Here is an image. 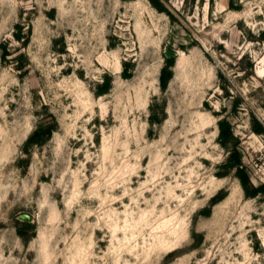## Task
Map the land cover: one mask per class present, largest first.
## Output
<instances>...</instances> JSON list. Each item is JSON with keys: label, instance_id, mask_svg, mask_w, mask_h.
Here are the masks:
<instances>
[{"label": "rangeland", "instance_id": "374dc122", "mask_svg": "<svg viewBox=\"0 0 264 264\" xmlns=\"http://www.w3.org/2000/svg\"><path fill=\"white\" fill-rule=\"evenodd\" d=\"M160 1L0 0V264H264V0Z\"/></svg>", "mask_w": 264, "mask_h": 264}, {"label": "trees", "instance_id": "16d2710c", "mask_svg": "<svg viewBox=\"0 0 264 264\" xmlns=\"http://www.w3.org/2000/svg\"><path fill=\"white\" fill-rule=\"evenodd\" d=\"M150 1L153 3V5L158 10H164V11H166V13L168 15H170V17H172L171 14L169 13V11L165 10L164 5L161 3L160 0H150ZM16 37L17 38H21V36H19V35H16ZM173 60H174V58L172 56L171 57H169V56L166 57L165 61H164V64L161 67V71H160V75H159V84H160V87L162 89H164L166 87L167 82H168L169 78L172 75V70H171L170 67L173 64ZM123 76H128L126 71L123 72ZM106 79H107L106 84L102 83V84L97 86L98 89L95 90V92H94L95 95H101V94H104V93H106L108 91L109 77L107 76ZM154 122H155L154 119L151 117L150 123L153 124ZM218 125H219V137L222 140L223 146H226V139L229 136H231V133H232L231 129H230V125L227 122V120H225V119H220L218 121ZM50 132H51L50 128L34 130L33 132H31V134L26 139L23 147L25 149H27V147L29 145H32L33 143H35V144L42 143L44 138L47 137ZM238 162H239V158H238L237 153L236 152L233 153L232 151H230L229 155H228V158H227V161H226L225 164L228 163L229 164L228 168L231 169L232 167H234L235 163H238ZM238 177H239L242 185L248 190V188L251 187V185H250V181H249V178H248L247 174L242 169H238ZM255 193H256V190H252V192H248L247 194L254 195ZM219 197H221V195H217L216 197H213L211 199L210 204H214L219 199Z\"/></svg>", "mask_w": 264, "mask_h": 264}, {"label": "water", "instance_id": "95a60500", "mask_svg": "<svg viewBox=\"0 0 264 264\" xmlns=\"http://www.w3.org/2000/svg\"><path fill=\"white\" fill-rule=\"evenodd\" d=\"M21 217L24 218V219H29V217L27 215H23Z\"/></svg>", "mask_w": 264, "mask_h": 264}]
</instances>
